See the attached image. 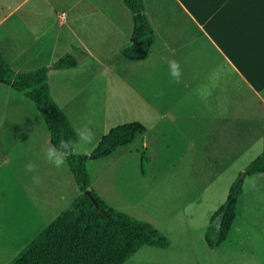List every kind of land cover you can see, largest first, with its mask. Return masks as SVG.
Returning a JSON list of instances; mask_svg holds the SVG:
<instances>
[{
	"label": "crops",
	"instance_id": "crops-1",
	"mask_svg": "<svg viewBox=\"0 0 264 264\" xmlns=\"http://www.w3.org/2000/svg\"><path fill=\"white\" fill-rule=\"evenodd\" d=\"M142 3L153 30L152 47L143 61L129 62L121 54L133 31V16L124 0H0V53L20 73L53 67L62 56L73 55L77 67H53L46 74L50 96L62 112L67 113L65 103L53 97L52 86L56 90L61 82L55 71L75 73L67 77L74 79L90 68L92 83L111 92L113 100L121 97L124 117L144 127L133 143L107 158L125 150H140V155L144 151L145 186L130 205L141 207L147 215L140 221L155 227L168 245H144L124 264H264V173L244 178L230 230L215 249L206 244L198 251L195 235H204L222 203L211 201L205 210L162 203L167 198L215 196L222 189L223 195L226 181L230 187L261 153L264 0ZM170 60L180 63L178 82L169 75ZM31 104L9 86L0 85V173L10 171L12 189L19 183L13 163L20 136L28 133L27 138L41 139L42 149L51 145L44 120ZM29 111L32 118L27 117ZM20 116L25 122L19 118V131L11 117ZM33 162L32 177L41 178L42 193L23 183L11 214L0 212V264H10L66 210L49 222L52 207H65L69 201L72 205L80 195L67 163L54 168L38 150ZM192 180L213 182L201 189ZM122 201L115 194L105 203L120 211Z\"/></svg>",
	"mask_w": 264,
	"mask_h": 264
},
{
	"label": "trees",
	"instance_id": "trees-1",
	"mask_svg": "<svg viewBox=\"0 0 264 264\" xmlns=\"http://www.w3.org/2000/svg\"><path fill=\"white\" fill-rule=\"evenodd\" d=\"M124 4L133 16V31L129 43L121 48V54L129 62L143 61L152 47L153 30L142 13V0H124ZM77 64L73 55L66 54L53 67L71 69ZM46 74L45 67L27 73L16 72L0 53V85L9 86L34 103L49 132L51 145H58L61 139L75 140V131L68 118L50 96ZM144 130L138 122L116 126L102 137L93 154L97 158L107 157L133 143ZM262 141L261 153L244 169L243 175L240 174L243 180L264 173V133ZM87 160V156L68 157L67 165L80 195L10 264H124L144 245L167 247V239L155 227L107 206L90 189ZM145 162L143 151L142 169ZM243 180L231 185L225 202L210 219L205 241L211 249L218 248L230 230ZM85 191L94 198L97 207L84 194ZM220 216L219 228L214 231L212 224Z\"/></svg>",
	"mask_w": 264,
	"mask_h": 264
},
{
	"label": "rangeland",
	"instance_id": "rangeland-1",
	"mask_svg": "<svg viewBox=\"0 0 264 264\" xmlns=\"http://www.w3.org/2000/svg\"><path fill=\"white\" fill-rule=\"evenodd\" d=\"M55 72L58 75L56 76V79L60 80L61 82L56 85L57 91L55 90V87L52 86L54 90L53 97L57 102L63 101L65 103L66 110L63 106L64 110L67 112L65 113L74 129H77L83 124L88 123L91 127L94 128L97 134L95 147L90 152V154L87 155L88 160L86 162L87 170L89 171L88 173H90V189L94 191L97 196H99L98 194H100V198L104 202L107 201V198L113 197L115 194H118L120 199L123 200L122 202L118 203H125V205H122V207H118L120 208V211H122L123 213H127L132 218H135L137 220H144L147 214L141 211V207L133 209L130 205V203H132L134 199V194L139 193V191L141 190L140 188L145 186L143 177L147 175V161L145 162V165L142 169L140 162L141 151L138 150L136 152L132 150L131 152H127V150H125L124 152H121V154H118L117 156L112 158L96 157L89 159L90 156L94 155L93 152L96 149L98 142L105 134L108 133L110 129L130 122L129 117H124L123 101L121 97L113 100L111 92L105 90L99 85L92 83V79L94 76L91 74L90 68H87L85 75L76 77L74 79L69 78L74 77L75 73L65 74L64 72L59 70ZM4 102L8 101H3V103ZM31 105L36 110L35 106L33 104ZM27 117L32 118L30 111ZM11 118H13L14 120L13 124H17L19 118L22 119L23 123L25 122V117L20 116L17 118ZM32 122L37 129V123L34 121V119L32 120ZM17 125L20 131L22 125L21 123ZM33 133L35 134V136L39 135L36 132ZM27 136L28 133H24L20 136L22 141H20L18 148L15 149L17 151V159L14 160L13 168L15 167V165H17L19 183L15 185L14 189L11 188L10 171H6L4 169L0 173V184H2L3 188L0 192V212H2L4 215L6 213L7 215L11 214V205L14 203L16 194L18 190L22 188L23 183H29L32 187H38V189L35 191L42 193L43 186L41 187V182L36 185L35 183H33L32 172H28L25 169V165L29 161L33 162L35 151H42V147H44V145H42L41 139L33 137L27 138ZM131 149H133V147ZM242 175L243 174H241V176ZM241 176L237 177L232 184L237 183L241 179ZM61 179H64V176ZM50 182L53 186V174L52 180ZM212 182L213 181L192 180L191 184H193L196 188L202 189L204 188V186ZM217 182L219 181H215V186H217ZM228 182L229 181H226L225 186H227V189H225L223 195V189L221 188V194L217 193L215 196H185L183 199L176 198L174 200L172 198H167V201H163L162 203L165 205H194L200 210H205L207 208L206 205H208V203H210L211 201H216L217 204L222 203L223 205L231 187H229ZM52 191V193L55 192L53 187ZM191 198H193V201H189V199ZM70 206L71 202L69 201V203H67L65 207H52L50 213H48V217L51 218L49 222L53 220L61 210L68 209ZM209 227L210 222L207 225V228L203 231L205 232L203 236L200 237V235L198 234L195 235L196 247L200 252L202 250V246L206 247L205 234Z\"/></svg>",
	"mask_w": 264,
	"mask_h": 264
},
{
	"label": "clouds",
	"instance_id": "clouds-1",
	"mask_svg": "<svg viewBox=\"0 0 264 264\" xmlns=\"http://www.w3.org/2000/svg\"><path fill=\"white\" fill-rule=\"evenodd\" d=\"M169 75L174 81L178 82L181 79L182 71L178 61H169ZM75 135V140L61 139L58 145H49L42 149L45 159L54 168L60 169L65 167L69 156H87L94 149L97 134L90 124L86 123L75 129ZM25 169L28 172H34L36 164L29 161L25 165ZM32 179L35 184H39L41 182V178L38 175H34Z\"/></svg>",
	"mask_w": 264,
	"mask_h": 264
},
{
	"label": "water",
	"instance_id": "water-1",
	"mask_svg": "<svg viewBox=\"0 0 264 264\" xmlns=\"http://www.w3.org/2000/svg\"><path fill=\"white\" fill-rule=\"evenodd\" d=\"M51 69H53V67H48L47 70H51ZM96 156H97V155L94 154V155L90 156L89 159L95 158ZM242 180H243V177H241L240 181H242ZM84 194L87 195V196L89 197V199L92 201V203L97 207L96 201H95L94 198L89 194V192H88V191H85ZM220 220H221V216L218 217V218L214 221V223L212 224V229H213L214 231H217V230H218L219 225H220Z\"/></svg>",
	"mask_w": 264,
	"mask_h": 264
}]
</instances>
